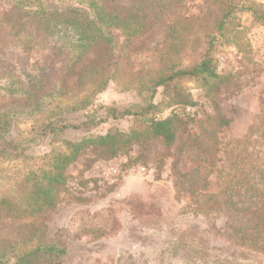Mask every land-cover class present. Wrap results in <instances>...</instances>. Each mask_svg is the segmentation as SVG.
<instances>
[{"label": "rangeland", "instance_id": "374dc122", "mask_svg": "<svg viewBox=\"0 0 264 264\" xmlns=\"http://www.w3.org/2000/svg\"><path fill=\"white\" fill-rule=\"evenodd\" d=\"M74 1L18 0L21 22L25 25L22 32H29L12 39L7 30H0V117L14 115L5 134L6 140L24 142L33 138L39 127L52 121L79 127L59 133L60 139L70 141L88 134H105L113 127L127 132L132 119L105 118V111L99 106L133 108L140 100L135 90L124 88V79H130L131 74L134 80L139 71L159 66L160 55L165 51L162 42L167 28L179 22L189 24L193 36L211 33L212 22L222 12L212 0H104L110 10L122 15L133 12L142 17L144 29L128 41L127 47H124L125 36L119 31L113 32L118 46L115 55L125 64L127 76L120 74L111 81L96 96L93 106L76 112L63 110L77 95L78 89L72 90L71 82L80 69L103 53L102 46L98 45L89 50L72 71L52 76V82L60 76L67 83L65 95L55 96L51 94L52 89H48L44 109L26 114L32 101L24 93L27 78L19 76V67L29 70L35 63L50 62L46 57L50 55L48 44L51 42L66 53L74 41L69 33L55 29L41 46L43 41L38 44L42 37L38 35L40 29L35 17L42 10L80 8ZM234 1L240 9L235 13L237 20L233 28L241 32L236 37L238 46L219 40L213 55L217 74L232 77L215 96L221 113L229 119L228 127L217 132L223 144L241 139L264 108V26L255 24L245 9L254 4L264 6V0ZM9 5L10 2L1 0L0 14ZM23 41L31 42L30 51L24 49ZM190 43L184 47V65L193 58L189 50L196 45ZM125 55L129 57L127 60L123 59ZM62 56L52 59L56 64L54 68H62L58 66L65 60ZM185 87L194 105L184 109L185 123L179 127L172 146L164 149L160 142L151 141L141 148L133 146L112 159H94L95 154L87 150L67 167L66 189L58 204L34 219L35 224L44 226L47 240L59 241L66 252L49 263L37 264H264V253L226 235L230 218L225 212L209 215L193 212L187 190L202 155L192 136L199 135L204 118L213 115V108L198 82L187 81ZM160 100L161 89H158L154 102ZM49 109L53 110L52 118L46 112ZM169 114L170 109L166 108L158 117L165 118ZM52 141L53 135L47 134L24 154L42 156L50 151ZM223 148L220 147L215 156H224ZM19 162V158L0 159V173H4L0 174V198H8L10 192L16 190L8 171ZM111 167L116 173L108 170ZM216 181V173H212L208 192L220 190ZM26 230L23 223L14 222L0 212V245L4 241L18 242Z\"/></svg>", "mask_w": 264, "mask_h": 264}, {"label": "trees", "instance_id": "16d2710c", "mask_svg": "<svg viewBox=\"0 0 264 264\" xmlns=\"http://www.w3.org/2000/svg\"><path fill=\"white\" fill-rule=\"evenodd\" d=\"M3 1L10 2V5L0 14V30H7L12 34V39L28 33L29 30L22 32L25 25L21 22L18 0ZM212 1L218 3L222 12L212 22L211 33L193 36L190 34V25H181L179 22L168 27L162 42L165 51L160 55L159 66L139 71L134 80L131 74L130 79H124V88L135 90L140 100L138 104L133 108L99 106L104 109L105 118L132 119L127 132L113 127L105 134H88L70 141L60 139L59 133L68 128L77 130L79 127L52 121L39 127L33 138L18 143L5 139L14 115L0 117V159H20L8 171L15 181L16 190L11 191L8 198H0V212L27 227L18 242L13 244L4 241L0 245V264L49 263L63 256L66 252L64 245L57 240L48 241L44 226L35 224L34 219L58 204L61 193L66 189L67 167L87 150L95 154L94 159H112L133 146L141 148L151 141L160 142L164 149L172 146L179 127L185 123L184 109L194 105L185 87L187 81L201 85L213 108V115L204 118L199 135L192 136L202 155L199 156L200 165L192 173L187 190L192 199L193 212L206 215L225 212L230 218L226 235L252 250L264 253V108L241 139L223 144L218 138L217 132L228 127L229 119L221 113L215 96L232 77L217 74L213 55L219 40L238 46L236 37L241 32L233 28L234 20H237L235 13L240 9L234 0ZM74 4L80 8L42 10L35 17L40 29L38 35L42 37L38 44L43 41L41 46L55 29L69 33L74 41L66 53L61 46L51 42L48 44L50 55L46 57L51 59L50 62L35 63L29 70L25 66L19 67V76L27 78L26 85H23V89H26L24 93L32 101L26 114L43 110L44 97L48 96L51 89V94L55 96L65 95L68 91L67 83L60 76L52 82V76L72 71L87 52L98 45L102 46L103 53L97 60L80 69L77 78L71 82V89H78L77 95L63 110L76 112L93 106L96 96L111 81L120 74L122 77L127 76L125 64L119 62V57L115 55L118 46L113 32L119 31L125 36L124 47H127L128 41L144 29L142 17L133 12L122 15L119 11L110 10L104 0H75ZM245 9L255 24L264 26V6L254 4ZM190 42L196 47L189 50L193 58L189 64L184 65V47ZM28 43H24V49L30 51L31 42ZM27 51L24 52L28 54ZM59 55H63L62 59L65 60L58 64L62 68L56 69L52 59ZM127 58L126 55L123 57L124 60ZM158 89H161V100L155 103ZM166 108L170 109V114L159 118L158 114ZM52 111L46 110L50 118L53 117ZM47 134L53 135V146L49 152L42 156L24 154L29 146L35 145ZM223 146L224 156H215ZM212 173H216V183L220 187L217 193L207 191Z\"/></svg>", "mask_w": 264, "mask_h": 264}, {"label": "built area", "instance_id": "2783aa9c", "mask_svg": "<svg viewBox=\"0 0 264 264\" xmlns=\"http://www.w3.org/2000/svg\"><path fill=\"white\" fill-rule=\"evenodd\" d=\"M188 111V110H187ZM108 170H113L114 173H116V170H114V168H109Z\"/></svg>", "mask_w": 264, "mask_h": 264}]
</instances>
